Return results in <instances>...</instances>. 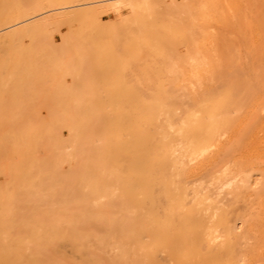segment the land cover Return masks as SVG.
<instances>
[{"label":"bare ground","instance_id":"obj_1","mask_svg":"<svg viewBox=\"0 0 264 264\" xmlns=\"http://www.w3.org/2000/svg\"><path fill=\"white\" fill-rule=\"evenodd\" d=\"M184 1L0 0V264H239L247 256L237 254L244 231L232 201L255 182L240 165L264 160V93L246 106L236 83L215 86L210 28L241 0ZM252 34L264 36L256 25ZM240 107L252 117L242 132L250 130V145L241 142L249 158L232 149L234 162L224 139L234 144L246 127ZM224 186L235 194L231 211L219 198ZM257 194L261 213L249 206L254 220L239 218L249 234L264 225L253 224L264 221ZM247 232L244 247L256 238Z\"/></svg>","mask_w":264,"mask_h":264},{"label":"rangeland","instance_id":"obj_2","mask_svg":"<svg viewBox=\"0 0 264 264\" xmlns=\"http://www.w3.org/2000/svg\"><path fill=\"white\" fill-rule=\"evenodd\" d=\"M185 2H187V0H185L183 3H185ZM164 5H166V7L165 6L164 7H165V10L167 11V13L165 11V14H169V15L174 14L173 10H175L174 9L175 7H172V6L167 5V4H164ZM161 6H163V3H160L158 7L164 8V7H161ZM158 7H156V9ZM160 8H158V9H160ZM126 9L125 8L121 9L120 14L122 16H123V13L126 14V12L128 10V9L127 10ZM161 11L164 12V10H161ZM125 14H124V16H125ZM126 15H128V12H127ZM40 16H42V14ZM115 16H117L116 13H110L109 15H106V17H108V19H110V20L116 18ZM254 25L257 26L258 30L260 29V31H262V33H264V0H241V9L239 11L230 10L228 12V15L226 16V20L225 21L219 22V23H215L210 28L211 31L216 33L217 38H218V40H217V42H216V44H215V46H214V48L212 50L213 59L216 62V64H218L217 71H216L217 72V78L215 79V86L218 87V88H221L226 82H228V81L230 82V80L234 83V85L236 83V85H235L236 86V89H235L236 92H234L235 93L234 96L236 98L240 97L238 99V101L239 102L243 101L245 103V104L242 103L243 105H246L247 102H249L248 104H250V101H251L250 98L253 97L254 95L256 96L257 94L264 93V79L261 78L262 74H264V36L260 37L257 41H255L256 43L253 41L252 32H253V26ZM60 28L62 30V27H60ZM58 34H59V31L57 33L56 30H55L54 31V35L57 36ZM250 45L255 46V49L253 48V46H251V50H248L250 48L249 47ZM172 54H175V53H172ZM173 57L174 56H172V58ZM187 97L185 95H182V97H181L182 101L185 100ZM187 100H189V99L187 98ZM187 102L188 101H186V103ZM243 105H242V107H243ZM242 107H240V111H239L238 115L243 111ZM245 109H247V108L245 107ZM242 113H241V116L239 115L240 117H242V115H243ZM246 113H245L246 115L244 114V117L248 115V111ZM238 115L235 118L236 120L240 118V117H238ZM250 115L247 116L248 119H247V117L245 118V119H247V122H246V120H244L246 122V124H245L246 127L242 126V128L245 127L244 129H240L241 128L240 127L239 128V132H237L238 136L239 135H241V136H239V138H237L238 140L235 139L236 142L235 141L234 142L236 144L235 143L233 144V141L231 142L229 140L230 141L229 142L228 140H225L224 139L225 137L223 138L225 143L229 144V146H230L229 147L230 149H229L228 153H231V150L234 149V152H235V150L239 151V152L236 151L239 154V156L242 153H243V155L247 156V154H248L247 153L248 152L247 148L249 147L248 145H250V139H246V138L249 135L248 133L250 132V130H249L250 128L248 127L249 126L248 124H250V122H251L250 118H252ZM259 115L260 116L264 115V107H262L261 112L259 111ZM244 117H242V118H244ZM241 121L243 122V119ZM241 121H240V124L243 125L244 123H241ZM246 128H249L248 129L249 131L247 130L246 131L247 133H242V132H244L243 130H245ZM258 136L261 137V138H264V130L261 129L258 132ZM248 138H249V136H248ZM243 139L244 140L245 139L249 140V144L247 143L248 141L245 142ZM227 141H228V143H227ZM241 142H242V144L244 143L248 147L244 146V145L242 146ZM230 144L235 145V147L231 146ZM236 145L239 146V149H235ZM243 147H246V148L244 149ZM240 148H243V149H240ZM240 150H246V151L242 152ZM232 152H233V150H232ZM240 152H242V153H240ZM245 152H246V154H245ZM233 153L227 154L226 157L227 156L231 157V155H232V157L237 156V153H234V156H233ZM232 157L230 158L231 160H233ZM240 157H242V156H240ZM239 158H238V160H240ZM247 158H249V157L247 156L246 159ZM230 159L229 158L225 159V161L228 162L227 160H230ZM234 162H233V164H234ZM252 162L253 163H251V164H253V165L251 166V164L249 165V163H247L248 166L251 169H257V170H252L253 172L251 173V175H250V171L247 173V171L249 169L246 167L247 164H245L246 163L245 161H244V164L242 163V165H240V169L243 170L241 172H243L242 173L243 176L245 175L244 178H246V176H248V180H249V178L252 177L251 181L255 180V182H256V183L255 182L253 183V181L250 182V183H249V181L247 182V184L248 183L249 184H248V186L246 185L247 188H248L245 191L246 194L240 192L241 194H245V195H242V197L243 196H245V197L242 198L241 194L238 193L240 195L238 197H240L242 200L243 199H245V200L244 201H242L241 199L240 200H236L238 198H235V200L232 201V203H234V204L236 202L235 206L233 207L234 211H231L230 208L232 206L229 207V205H233V204H229L228 205V203H230V200L233 198V196L235 194L232 193L233 195H231V194L229 195L230 192L226 191L227 186L226 187L224 186L225 189L224 188L223 189L225 191L223 190L221 192V194L219 195V198L222 200V203H224V204L226 203V205H228L229 208L226 205L225 206L231 211V214H233V215L239 214L238 215L239 218L240 217L241 218H247V216L253 217V220H254V216H256L254 214H257V213L260 214L261 213L262 205L258 203L259 201L258 202H256V201L258 200L257 199V195H258L257 193L260 194V193L264 192V160H262V162L261 161L257 162V160L254 159V160H252ZM256 162H257V164H255ZM258 163H260V164H258ZM230 164H232V161L230 162ZM255 165H257L258 167H256ZM253 166H254V168H252ZM252 174H253V176H252ZM243 176H241V177L237 176V177H239V179L237 178V181L241 180L242 184L244 182V181H242V177ZM235 181H236V179H235ZM235 181H234V183L232 181L233 186L236 183ZM241 182H239V183H241ZM239 183L237 182L236 185H238ZM252 183H253V185H252ZM242 184H240V185H242ZM250 184H251V187L249 188ZM229 185H231V184H229ZM244 185H245V183H244ZM231 186L229 188H232ZM237 187H239V186H237ZM237 187H235V188L238 190ZM229 188H227V190ZM212 189L214 190L215 187L212 188ZM259 189L262 192H258ZM260 195H264V194H260ZM260 197H259V200L261 201ZM262 198H264V196H262ZM260 203H262V202H260ZM249 206L253 207V209L255 207V209L257 211L255 209L254 210L257 213H255L253 209H251V211H250L251 207H249ZM252 211H253V213H252ZM233 215H232V217L235 218V220H236L237 216L236 215L233 216ZM257 217H259V215ZM239 218L237 219V222H236V224H239V227H237L238 228L237 231L239 232V231L242 230L244 232H247L246 229L248 230L249 224H247V221L244 222V223L243 222L241 223V219H239ZM257 221H253L254 222L253 223L254 224V228H256L258 225L260 226V224L262 222H264L262 220H259V222H257ZM255 222H257V223H255ZM261 226L264 227V225H262V224H261ZM262 227L256 228L257 230H259L258 232H255L257 230L254 231V229H252L250 231V234L247 232L249 234L248 236H250V237L252 236V234L256 235V238H255L254 235H253L254 237L253 236L251 237V238L256 239V242L254 241V239L252 240L248 236H247V238H245V239L249 238V240H251V241H247L248 245L250 244L249 242H252V243L254 242V244H256L258 242L257 240H259L261 237H264V236H260L261 234H264V229H261ZM244 232L243 233L242 232L239 233V235H241V239H240L239 248L237 250V254L240 257L244 256V254L246 255V253H248V254H247V256H244L245 259L242 257L243 259L241 258V260H239L238 263L239 264H264V246H261L260 251H258V253H255V252L251 253L253 247H255V246L252 245V243L249 246H247V247H244V245H246V243L244 244L243 241H242L243 243L241 244L242 234L245 236ZM258 236H260V238ZM245 239H243V240H245ZM262 243H264V241H262L260 239L258 244H262ZM252 256H253V258H252Z\"/></svg>","mask_w":264,"mask_h":264}]
</instances>
